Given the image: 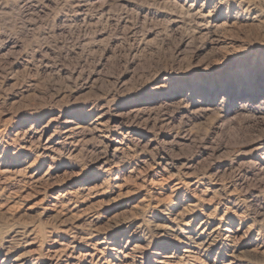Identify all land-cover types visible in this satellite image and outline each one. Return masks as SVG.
I'll return each instance as SVG.
<instances>
[{"label":"rangeland","instance_id":"obj_1","mask_svg":"<svg viewBox=\"0 0 264 264\" xmlns=\"http://www.w3.org/2000/svg\"><path fill=\"white\" fill-rule=\"evenodd\" d=\"M0 264H264V0H0Z\"/></svg>","mask_w":264,"mask_h":264},{"label":"bare ground","instance_id":"obj_2","mask_svg":"<svg viewBox=\"0 0 264 264\" xmlns=\"http://www.w3.org/2000/svg\"><path fill=\"white\" fill-rule=\"evenodd\" d=\"M192 4V3H191ZM198 11V10H197ZM71 129V128H70ZM187 252V251H186Z\"/></svg>","mask_w":264,"mask_h":264}]
</instances>
